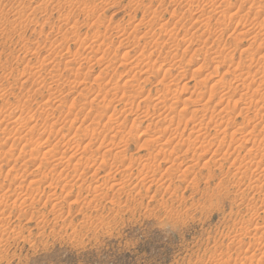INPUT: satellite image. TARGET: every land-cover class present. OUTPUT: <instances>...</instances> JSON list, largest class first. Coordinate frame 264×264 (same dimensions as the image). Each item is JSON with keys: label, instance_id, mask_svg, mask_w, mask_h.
Returning a JSON list of instances; mask_svg holds the SVG:
<instances>
[{"label": "rangeland", "instance_id": "1", "mask_svg": "<svg viewBox=\"0 0 264 264\" xmlns=\"http://www.w3.org/2000/svg\"><path fill=\"white\" fill-rule=\"evenodd\" d=\"M0 264H264V0H0Z\"/></svg>", "mask_w": 264, "mask_h": 264}, {"label": "bare ground", "instance_id": "2", "mask_svg": "<svg viewBox=\"0 0 264 264\" xmlns=\"http://www.w3.org/2000/svg\"><path fill=\"white\" fill-rule=\"evenodd\" d=\"M236 12V11H235ZM229 18V17H228ZM219 21V20H218ZM238 22V21H237ZM219 23V22H218ZM221 34V33H220ZM238 34V33H237ZM242 36H244V34L242 35ZM220 37V36H219ZM254 38V37H253ZM228 52V51H227ZM174 53V52H173ZM175 55V54H174ZM145 56V55H144ZM169 56V55H168ZM231 56V55H230ZM172 58V57H171ZM251 62V61H250ZM171 66V65H170ZM178 66V65H177ZM168 71V70H167ZM165 73H167L166 71H165ZM168 74V73H167ZM167 74H165V75H167ZM169 75V74H168ZM163 77V76H162ZM167 77V76H166ZM164 78V77H163ZM162 78V79H163ZM166 80V79H165ZM171 80V79H170ZM173 81V80H172ZM246 84V83H245ZM251 85V84H250ZM230 86V85H229ZM228 86V87H229ZM247 86V85H246ZM213 89V88H212ZM226 92V91H225ZM224 93V92H223ZM228 93V92H227ZM135 95H137V94H135ZM166 97V96H165ZM133 98V97H132ZM162 100V99H161ZM130 101V100H129ZM161 104V103H160ZM162 105V104H161ZM165 107V106H164ZM163 107V108H164ZM214 125V124H213ZM219 126V125H218ZM221 132H223V131H221ZM225 133V132H224ZM227 133V132H226ZM204 141V140H203ZM210 145V144H209ZM190 168V167H189ZM185 174V173H184ZM252 248V247H251Z\"/></svg>", "mask_w": 264, "mask_h": 264}]
</instances>
